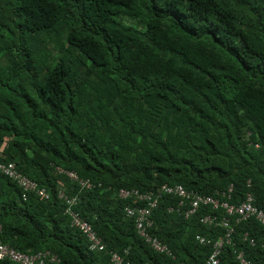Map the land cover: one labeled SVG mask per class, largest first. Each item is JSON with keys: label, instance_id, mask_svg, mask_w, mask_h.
<instances>
[{"label": "trees", "instance_id": "trees-1", "mask_svg": "<svg viewBox=\"0 0 264 264\" xmlns=\"http://www.w3.org/2000/svg\"><path fill=\"white\" fill-rule=\"evenodd\" d=\"M0 161L49 194L23 199L0 172L4 244L52 264H108V250L134 264H206L226 229L200 216L226 215L220 203L247 192L264 211V0H0ZM163 183L219 202L184 217L161 195L148 231L174 259L145 242L117 195ZM72 210L107 251L88 248ZM230 220L222 264H240L239 251L264 264V226Z\"/></svg>", "mask_w": 264, "mask_h": 264}, {"label": "built area", "instance_id": "built-area-1", "mask_svg": "<svg viewBox=\"0 0 264 264\" xmlns=\"http://www.w3.org/2000/svg\"><path fill=\"white\" fill-rule=\"evenodd\" d=\"M59 171H63L66 173L71 179L78 180L82 186L91 187L92 183L89 179H80L78 175L73 171H67L59 168ZM0 172H3L6 176L10 177L13 181L17 183L23 189L22 196L23 198L26 197L27 192H35L38 195L43 197H48L44 188H40L38 183L29 178L27 175L20 172L14 162L4 163L0 162ZM162 193L168 194H175L180 198L179 205H188L187 209L184 211V216L188 217L189 215L193 214L196 209L200 205L211 204L213 207H217L219 202L211 195L208 194H200L195 191H188L182 185L175 184V185H168L166 183L162 184L160 190L155 192H148V191H140L136 188L125 189L120 188L118 190V194L121 198H132L133 202L137 201H147L150 207H140L138 208L137 212L130 206L126 205L125 210L128 216H134L135 218V227L137 232L144 237V239L150 243V245L157 251H164L166 246L160 242L159 239L153 237L149 234L148 229L152 225L151 219V209L153 206L156 205L157 197H160ZM65 194L63 191L60 192L59 197H63ZM67 202L70 205L75 203V198H67ZM220 205L225 210L226 215L224 216H215L207 214L200 218L202 223H215L219 224L226 228L225 239L218 238L214 243V251L209 257L207 261L209 264H221L219 259V252L223 245V241L229 242L230 234L233 230L231 226V216H236L235 221L238 222L242 219H246L248 217L253 216L257 221H259L264 226V211L254 205V198L251 192H247L244 198L238 204H230L226 201L220 203ZM171 210L172 207H169ZM69 211V208L67 209ZM71 222L74 226H77L81 229V231L85 234L90 242L91 249H104L105 245L102 242V239L97 235V233L91 228V226L82 219L77 212L72 210L70 212ZM199 241L204 243L206 239L202 236H198ZM250 243H254V240L251 238ZM8 257L11 260L19 262L21 264H33L35 262H40L41 264H45V262L50 258L51 260L54 259L52 255H49L48 252H38L36 254H25L20 251L15 250L14 248L4 244L0 241V258ZM237 258L241 264H254L252 261L247 260L243 253L240 252L237 255ZM110 264H121L122 259L119 254L113 253L111 254ZM129 264V263H125Z\"/></svg>", "mask_w": 264, "mask_h": 264}, {"label": "clouds", "instance_id": "clouds-1", "mask_svg": "<svg viewBox=\"0 0 264 264\" xmlns=\"http://www.w3.org/2000/svg\"><path fill=\"white\" fill-rule=\"evenodd\" d=\"M0 162H2V161H0ZM3 173V172H2ZM77 174V173H76ZM78 175V174H77ZM8 177V176H7ZM78 177L80 178V179H85V178H81L79 175H78ZM8 178H10V177H8ZM30 178V177H29ZM11 179V178H10ZM86 179H89V178H86ZM12 180V179H11ZM34 180V179H33ZM13 181V180H12ZM16 185H17V183L15 182V181H13ZM77 182L80 184V182L77 180ZM91 182V181H90ZM99 184V183H98ZM164 184V183H163ZM167 184V183H166ZM177 184H180V183H177ZM162 185V184H161ZM161 185H160V187H161ZM168 185H170V184H168ZM173 185H175V184H173ZM180 185H182V184H180ZM18 186V185H17ZM39 186V185H38ZM170 186H172V185H170ZM20 187V186H19ZM40 187V186H39ZM91 187H94V184L92 183V186ZM90 187V188H91ZM160 187L155 191V190H151V191H148V192H157L158 190H160ZM182 187H184L183 185H182ZM40 188H44V187H40ZM121 188H125V187H121ZM185 188V187H184ZM20 189H21V197L23 198V196H22V193L24 192L23 191V189L20 187ZM120 188H118V190H119ZM125 189H131V188H125ZM136 189H138V188H136ZM186 190H188L187 188H185ZM45 190V189H44ZM118 190H117V195H118V197L120 198V199H123V200H125L127 203H126V205H130L134 210H135V212H137V210H138V208H140V207H150V205L148 204V202L147 201H137V202H133V199L132 198H121L120 196H119V194H118ZM139 190V189H138ZM46 191V190H45ZM140 191H142V190H140ZM188 191H193V190H188ZM30 192H27L26 193V197L25 198H23V199H26L27 198V195L29 194ZM33 193H35V192H33ZM46 193H47V195L49 196V194H48V192L46 191ZM199 193V192H198ZM36 194V193H35ZM161 194V193H160ZM162 194H168V193H162ZM161 194V195H162ZM200 194H203V193H200ZM161 195H160V197H157V202H156V205L155 206H153L152 207V211L154 210V208L157 206V204H158V201H159V199L161 198ZM172 195H175V194H172ZM176 196V195H175ZM43 197V196H42ZM177 198H178V202H177V205L178 206H181V205H179V200H180V198L178 197V196H176ZM43 198H48V197H43ZM67 198H69V199H71V198H75V203L73 204V206L77 203V197L76 196H73V197H67ZM68 203V202H67ZM69 204V206H70V203H68ZM126 205L124 206V211H125V213H126V210H125V207H126ZM206 205H211V204H206ZM255 205V204H254ZM68 206V207H69ZM182 206H186V208H185V210L187 209V207H188V205H182ZM201 206V205H200ZM256 206V205H255ZM170 207H172V206H170ZM257 207V206H256ZM199 208V207H198ZM197 208V209H198ZM197 209H196V211H197ZM170 210V209H169ZM171 210H173V207H172V209ZM75 211V210H74ZM152 211H151V213H152ZM196 211L193 213V214H191V215H194L195 213H196ZM75 212H77L78 213V215L82 218V219H84L90 226H91V228L95 231V229L93 228V226H92V224L86 219V218H84L83 216H81L80 215V213L78 212V211H75ZM127 215V214H126ZM183 215H184V212H183ZM191 215H189V216H191ZM205 215H207V214H204V215H202V216H200L199 217V220H200V218L201 217H203V216H205ZM210 215H212V214H210ZM128 216V215H127ZM188 216V217H189ZM128 217H130V216H128ZM131 217H133L134 218V216H131ZM185 217V216H184ZM234 217H236V216H234ZM71 216H70V225L73 227V228H75V229H78L84 236H85V234L81 231V229L79 228V227H77V226H74L73 224H72V222H71ZM152 219V218H151ZM134 221H135V218H134ZM201 222V221H200ZM231 222V221H230ZM202 223V222H201ZM206 224V223H205ZM152 225H153V220H152ZM152 225L150 226V228L152 227ZM215 225H219V224H215ZM221 226V225H220ZM232 226V225H231ZM223 227V226H222ZM136 228V227H135ZM149 228V229H150ZM225 228V227H224ZM232 228H233V226H232ZM226 229V228H225ZM96 232V231H95ZM149 232V231H148ZM232 232H233V230H232ZM232 232H231V234H230V238H229V242H227V241H223V245L224 244H228V243H231V235H232ZM97 233V232H96ZM149 234L151 235V236H153V237H156L155 235H153L152 233H150L149 232ZM225 234H226V231H225V233H224V236H222V237H219V238H223V239H225ZM98 235V234H97ZM99 236V235H98ZM198 236H201V235H197L196 237H197V239H198V241H199V238H198ZM86 237V236H85ZM100 237V236H99ZM202 237H204V236H202ZM101 238V237H100ZM157 239H159L158 237H156ZM205 238V237H204ZM86 239H87V241H88V248L90 249V250H94V251H107V249H106V245H105V247H104V249H102V250H99V249H97V248H95V249H91L90 248V242H89V240H88V238L86 237ZM102 239V238H101ZM143 239H144V237H143ZM206 239V238H205ZM145 240V239H144ZM160 240V239H159ZM216 241V240H215ZM214 241V242H215ZM103 242V241H102ZM145 242L146 243H148L146 240H145ZM160 242L161 243H163L161 240H160ZM200 242V241H199ZM206 242H209L207 239H206ZM206 242H204V243H202V242H200V243H202V244H206ZM213 242V243H214ZM104 243V242H103ZM149 244V246L153 249V250H155L151 245H150V243H148ZM165 246H166V249L164 250V251H157V250H155V251H157V252H159V253H163V254H165V255H167V256H169L171 259H174L175 258V255L173 254V252L170 250V248L165 244V243H163ZM223 245H222V247H223ZM9 246V245H8ZM222 247H221V249H222ZM13 248V247H12ZM15 249V248H14ZM221 249H220V252H219V254H218V256H219V259H220V253H221ZM16 250V249H15ZM18 251V250H17ZM213 251H214V246H213V244H212V251H211V253L209 254V256L207 257V259H206V264H209L207 261L209 260V257L211 256V254L213 253ZM38 252H44L43 250H40V251H38ZM37 252V253H38ZM108 252V254L110 255V258H111V254H112V252L113 253H117V254H119L118 252H116V251H107ZM240 252H242V251H239V252H237L236 253V260L239 262V260H238V258H237V255L240 253ZM22 253H24V252H22ZM243 253V252H242ZM25 254H28V253H25ZM28 255H31V254H28ZM120 255V257H121V259H122V263L121 264H125V263H129V264H134L133 262H131V261H129V260H125V258L121 255V254H119ZM243 255H244V253H243ZM53 257H54V259L53 260H51L50 258L45 262V264H52L51 262L52 261H56V263H58L59 262V258L56 256V255H52ZM244 257H245V255H244ZM246 258V257H245ZM0 259H9V260H11L10 258H8V257H4V258H0ZM247 259V258H246ZM111 260V259H110ZM110 260H109V262H108V264H110ZM247 260H249V259H247ZM14 261V260H13ZM251 261V260H250ZM220 262H221V259H220ZM253 262V261H252ZM19 263V262H18ZM240 263V262H239ZM254 263V262H253ZM19 264H21V263H19ZM33 264H41L40 262H35V263H33ZM178 264H186V263H184V262H179ZM221 264H222V262H221ZM241 264V263H240Z\"/></svg>", "mask_w": 264, "mask_h": 264}]
</instances>
